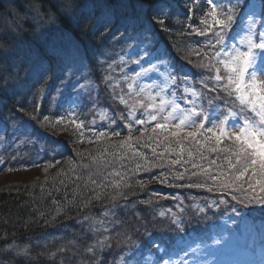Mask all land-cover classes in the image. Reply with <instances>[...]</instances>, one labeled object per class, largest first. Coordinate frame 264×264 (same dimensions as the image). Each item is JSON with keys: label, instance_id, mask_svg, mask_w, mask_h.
<instances>
[{"label": "trees", "instance_id": "1", "mask_svg": "<svg viewBox=\"0 0 264 264\" xmlns=\"http://www.w3.org/2000/svg\"><path fill=\"white\" fill-rule=\"evenodd\" d=\"M107 2L123 3L127 7L120 9V16L106 32L103 29L92 31L93 20L83 31L69 25L60 31L59 36L47 33L46 38L41 37L39 40L25 36L17 46V55L23 57L18 76L14 81H9L6 91L0 90V159L3 161L0 163V174L8 180L0 184V237L6 236L0 238V261L14 258L6 246L15 241L21 247L27 246L31 257L28 260L14 258L15 264H91L94 257L86 248L97 239L109 235L112 237L111 247L99 253V264H149L148 258L153 255L156 258L152 264H160L161 257L176 260L189 243L211 241L214 233L221 232L234 219L248 220L255 226L264 225V208H244L230 196L221 197L215 191L169 186L199 181L202 177H191L190 180L186 177L185 180H169L168 183L151 179L158 173L168 172L167 167L131 175V186L119 190L127 198L117 196L111 200L104 196L100 200H92L87 207L80 206L82 199L92 195V186L84 188L83 180L75 179L69 171V161L77 164V173L86 176L90 170L95 172L94 167H79L81 160L85 164L89 163L88 153L95 155L96 150L106 144H118L125 139L128 130L123 127L124 121L118 118V114H126L127 108L112 98L108 83L119 82L120 88L115 90L116 93L119 94L120 89H123L127 94L125 75L139 71L144 64V61H141V65L128 61L136 59V53L146 49L156 63L164 62L170 71L175 66L178 72L193 77V84L197 88L201 87L197 83L201 74L211 75L198 66L203 55L198 56L193 52L196 48L201 53L205 51L200 42L207 37L188 34L191 29H184L185 34L181 35L183 23H177L174 19L166 21L171 31H161L158 26L147 31L140 26H129L124 16L132 17L134 11H139L133 8L136 0ZM146 2L151 3L152 0ZM168 2L172 5L170 16H175L177 11L187 13L185 5L188 0ZM252 2L258 3L259 0ZM206 7L205 0H200L193 9L192 24H198L197 13L202 14L200 10ZM150 12L151 9H146L145 15ZM239 31L234 26L229 36L235 33L234 38L239 39ZM30 61H42L50 67L51 79L42 82L34 71H29ZM106 76H111L113 81L105 82ZM176 83L180 84L179 78ZM180 94L177 91V95ZM219 102L223 103V100ZM70 105L75 106L76 118L84 121L85 139L82 143L77 142L78 131L71 124L53 126L40 123L44 117L50 121L67 117ZM100 109H106L116 117V123L109 124L107 120L101 119L98 115ZM93 119L96 123L90 125ZM89 127L97 131H118L120 135L99 144L88 143V138L92 137V133L87 131ZM143 127L135 126L132 132L134 139L140 137ZM22 130L28 133L31 142L22 135ZM146 135H151V132ZM53 141L61 144L55 154L48 151ZM144 151L149 152V149ZM79 153H84L85 157L82 159ZM215 155L212 154L211 158H215ZM57 160L59 163H55ZM121 163L113 159L93 179L101 181L108 172L120 169ZM49 164L54 166L48 167ZM33 168L38 171L28 172ZM175 168L182 171L180 165ZM141 181L145 182L143 186ZM109 191L115 193L118 190ZM221 198L228 200V204L219 205V211L207 209V213L202 214L193 208L194 204L205 206ZM232 206L239 209L242 215L233 214ZM180 208L184 211L181 212ZM168 209L182 218V231L171 223L170 214L164 217L159 215L161 211L167 214ZM105 212H108L107 216ZM99 221H103V224L97 223ZM111 221L116 223L112 224ZM105 227L109 228L108 232L103 231ZM145 230L162 244L165 248L163 253L155 248L148 251L145 247L149 243ZM137 244L140 248L136 247Z\"/></svg>", "mask_w": 264, "mask_h": 264}, {"label": "snow or ice", "instance_id": "2", "mask_svg": "<svg viewBox=\"0 0 264 264\" xmlns=\"http://www.w3.org/2000/svg\"><path fill=\"white\" fill-rule=\"evenodd\" d=\"M199 3L200 0H188L185 5L188 9L186 14L177 11L175 16H170L172 5L168 0H152L151 3L136 0L133 8L139 11H134L132 17L124 16L127 25L140 26L145 31L156 26L161 31H171L166 21L174 19L177 23H183L181 35L185 34L184 29H191L188 34L207 37L200 42L205 51L201 53L196 48L193 52L198 56L203 55L198 66L211 75L201 74L197 80L201 87L197 88L193 84V77L178 72L175 66L166 76H161L160 65L150 57L146 49L137 52L136 59L128 61L137 65L144 61V64L139 71L125 75L127 94L123 89H120L119 94L116 93L115 90L120 88L119 82L108 83L112 98L127 108L126 114H118V118L124 121L123 127L128 130L125 139L118 144H106L97 149L95 155L88 153L89 163L85 164L81 160L79 167H94L95 172L90 170L86 176L77 173V164L69 161V171L75 179L83 180L84 188L92 186V195L82 199L81 207H87L92 200H100L104 196L111 200H115L117 196L127 198L119 190L131 186V175L167 167L168 172L158 173L151 179L168 183L169 180L202 177L199 181L169 186L215 191L221 197L230 196L244 208H264V79L261 78L264 76V0H259L258 3H253L252 0H205L207 7L200 10L202 14L197 13L198 24H192L193 9ZM122 7L127 5L108 3L107 0H20V3L8 0L7 5L4 0H0V9H3L0 11V90L6 91L9 81H14L18 76L23 57L17 55V45L25 36L39 40L46 32L52 29L63 31L69 25L83 31L93 20L95 23L92 24V31L103 29L106 32L120 16ZM146 9H151L150 14L145 15ZM234 26L240 30L239 39L234 38L235 33L229 36ZM28 70L34 71L42 82L51 79V68L42 61H30ZM152 77H159V80L153 78L149 81ZM178 78L180 84L176 83ZM104 79L105 82L113 81L111 76ZM161 80L163 82H159ZM177 91L181 94L177 95ZM40 93H43V87ZM221 93L224 94L223 97ZM221 100L223 103L219 102ZM98 115L109 124L116 123V117L106 109L98 110ZM40 123L53 126L71 124L78 131L77 142H84V121L76 118L75 106L70 105L67 117L54 121L44 117ZM95 123V119L89 122L90 125ZM135 126L144 127L140 137L134 139L132 132ZM87 131L92 133L88 143L99 144L120 135L118 131H97L91 127ZM149 132L151 135H146ZM22 135L31 142L28 133L22 130ZM60 148L61 144L53 141L48 151L55 154ZM144 149H149V152ZM43 150L42 148L41 151ZM212 154H216L215 158H211ZM78 155L82 159L85 157L84 153ZM113 159L122 162L120 169L123 171L113 169L101 181L93 179ZM124 161L128 163H123ZM2 162L0 159V163ZM55 163H59V160ZM176 165H180L182 171L176 170ZM51 166L54 165H48ZM110 177L120 179H109ZM144 183L141 181V186ZM79 187L78 184L77 188ZM109 189L118 191L113 193ZM221 204L227 205L228 200H213L205 206L194 204L193 208L198 213L206 214L207 209L219 211ZM180 211L183 212L184 209L180 208ZM231 212L236 216L242 215L235 206L231 207ZM57 213L59 214V208ZM168 214L171 223L182 231L183 221L177 213L171 209H168L167 214L164 211L159 213L161 217ZM104 215L107 216L108 212ZM97 223L103 224V221ZM110 223L115 224L116 221ZM103 231L108 232L109 228L105 227ZM145 236L149 241L145 246L148 251L152 248L161 253L165 251L162 244L153 239L147 230ZM111 239V236L105 235L86 248L94 257L91 264H99V253L111 247ZM127 239L130 240L131 237ZM226 240L227 237L224 236L213 238L211 244L203 243L185 250L179 260L161 257L160 264H193V261L184 259L189 251L197 256H215L221 245L227 247ZM136 247L140 248V245L137 244ZM6 248L14 254V258H31L29 248L21 247L15 241ZM14 258L0 261V264H15ZM194 264H211V261L195 259ZM217 264L220 262L217 261Z\"/></svg>", "mask_w": 264, "mask_h": 264}, {"label": "rangeland", "instance_id": "3", "mask_svg": "<svg viewBox=\"0 0 264 264\" xmlns=\"http://www.w3.org/2000/svg\"><path fill=\"white\" fill-rule=\"evenodd\" d=\"M5 5L8 4V0H4ZM20 3V2H18ZM3 9H0V11ZM47 33L59 36L60 30L52 29L44 34L43 37L46 38ZM24 43V42H23ZM20 45V43L18 44ZM17 45V46H18ZM161 67V76H166L170 69L166 66L164 62L157 63ZM159 80V77H152L151 79ZM264 79V76L261 77ZM159 82H163L162 80ZM37 168H33L28 172H37ZM4 175L0 174V184L8 181ZM221 236L227 237L226 244L227 247L223 245L220 246V250L215 256H197L196 253L189 251V255L185 256L184 259L194 261L195 259H207L211 261V264H217V261L220 264H262L264 262V247L258 246V241L264 239V225H259L258 227L253 226V224L244 220L242 223L239 220H236L234 223H229L225 226L224 230L221 233H215L213 238H219ZM207 243L211 244L212 241L207 240H198L192 244H188L180 254L177 255L176 260H179L183 255L185 250L196 247L197 245ZM215 247V246H214ZM156 257L149 256L148 263L152 264Z\"/></svg>", "mask_w": 264, "mask_h": 264}]
</instances>
